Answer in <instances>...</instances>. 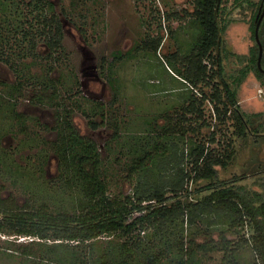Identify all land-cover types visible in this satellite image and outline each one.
Returning <instances> with one entry per match:
<instances>
[{
    "label": "rangeland",
    "instance_id": "374dc122",
    "mask_svg": "<svg viewBox=\"0 0 264 264\" xmlns=\"http://www.w3.org/2000/svg\"><path fill=\"white\" fill-rule=\"evenodd\" d=\"M49 1L64 30V49L55 56H48L39 22L43 13H52L49 6L43 11L31 0H0L1 218L20 212L74 215L83 209L87 197L81 185L70 187L61 177L55 150L60 132L70 130L67 123L100 148L102 177L118 204L136 200L134 192L143 178L139 168L131 172V163L142 158L146 148L149 168L169 180L179 176L180 168L192 172L189 152L199 143L228 161L218 167L220 180L264 197V135L236 134L233 113L218 117L210 97L202 104V116L184 110L192 98L199 102L202 93L210 96L220 84L216 77L210 85L195 88L169 65L172 55H187L194 44L198 30L191 14L193 0ZM228 10L234 20L223 34L224 46L249 55L256 44L250 9L229 0ZM31 37L38 42L36 48ZM160 37L155 50L151 40ZM241 65L234 55L225 58L228 75ZM238 97L245 112H264V83L254 71L243 80ZM202 183L207 181L186 178L184 193L190 200L198 197L194 191ZM191 215L186 212L130 236L104 234L80 244L16 233L4 225L0 264H80L81 259L83 264H112L126 246L133 254L128 259L135 263L166 248L165 264H174L176 249L167 247L173 240L188 245L192 237L209 247L228 240L227 248L198 251L202 264H227L231 254L242 263L256 258L243 241L250 235L247 229H230L218 213L198 215L195 221L189 220ZM132 242L140 246L132 247Z\"/></svg>",
    "mask_w": 264,
    "mask_h": 264
},
{
    "label": "trees",
    "instance_id": "16d2710c",
    "mask_svg": "<svg viewBox=\"0 0 264 264\" xmlns=\"http://www.w3.org/2000/svg\"><path fill=\"white\" fill-rule=\"evenodd\" d=\"M31 2L40 10L45 11L48 6L52 10L49 15L43 13L39 22L42 24L40 30L45 44L50 49L48 56H53L52 54L55 56L57 55L55 53L64 49L62 22L53 10L54 5L51 1L31 0ZM234 2L238 6L246 5L250 9V27L256 40L255 29L261 1L257 3L253 0H234ZM193 3L194 10L191 14L198 30L194 44L187 55H172L169 65L195 88L201 83L210 85L216 77L220 78V84L210 96L202 93L201 101L197 102L196 98H192L184 110L191 113L199 111L202 116V104L210 97L214 101V110L218 117L221 118L222 114L226 115L228 111L233 113L236 134L242 137L264 135V112H245L240 106L238 97L239 88L250 71H254L264 83V16L259 28L263 45L261 69L258 65L260 47L257 40L249 55L234 53L224 46L223 34L234 20L230 11H227L229 0H193ZM25 35L28 37L27 33ZM161 40V37L157 41L151 40L155 50L158 49ZM30 41L31 47L36 48L38 42L35 38L31 37ZM230 55H234L242 65L236 73L228 75L225 58ZM2 58L0 56V59ZM181 117L185 119V112ZM92 123L95 128L99 125L97 121ZM65 126L70 129L69 132H60L58 144L56 143L55 146L59 155L60 174L65 178L68 186L81 185L88 201L83 205L84 207L81 206L83 209L80 213L74 215L65 213L30 215L20 212L10 217H0V232L4 225H7L9 230L16 233L32 235L40 239L53 237L54 240L77 241V244H80L104 234L130 236L136 230L141 232L175 221L186 212L192 214L190 221H195L198 215L214 212L226 219L230 229L238 232L247 229L250 235L245 236L243 241L249 243L256 254V258L251 263H242L235 254H231L226 263L264 264V197L258 191L250 194L241 190V187L220 180L218 167L227 166L228 161L221 155H214L213 150L209 149L206 143H199L189 152L192 157V172L185 173L184 169L180 168L179 176L169 180L162 173L158 174L157 171L149 168L146 162L149 151L146 148L143 157L131 163V172L139 168L138 174L143 178L134 192L136 200L130 201L131 205L118 204L108 194V183L102 177L104 162L96 142L81 136L70 123ZM165 130L168 132L169 127ZM211 140H215L214 132ZM231 156L229 154L228 159H232ZM186 178L207 181L195 188L194 192L198 197L193 199L194 201L189 199L188 193H184L188 190V187H185ZM237 178L239 177H235L234 180ZM168 191L172 195H168ZM205 191L207 193L203 194ZM217 242L214 241L209 247L208 243H201L192 237L188 245L184 240H173L167 248L176 249L175 253L178 256L174 259V264H202L198 258V251L228 247V240L222 245H217ZM136 245L140 246L139 243L132 242V247ZM126 247L128 249L112 264H165L169 253L166 248L160 249L146 254L139 263H135L128 259L133 255L130 251L131 247ZM83 261L84 259H81L80 264H83Z\"/></svg>",
    "mask_w": 264,
    "mask_h": 264
},
{
    "label": "water",
    "instance_id": "95a60500",
    "mask_svg": "<svg viewBox=\"0 0 264 264\" xmlns=\"http://www.w3.org/2000/svg\"><path fill=\"white\" fill-rule=\"evenodd\" d=\"M263 16H264V12H260V14L257 15V25H256V29H255V37H256V40H257L259 47H260V52H259V57H258V65L261 69H262L261 60H262V56H263V45H262V42H261L260 36H259V28H260V24H261Z\"/></svg>",
    "mask_w": 264,
    "mask_h": 264
},
{
    "label": "flooded vegetation",
    "instance_id": "af4514ba",
    "mask_svg": "<svg viewBox=\"0 0 264 264\" xmlns=\"http://www.w3.org/2000/svg\"><path fill=\"white\" fill-rule=\"evenodd\" d=\"M260 12H264V0H261L260 2L258 14H260Z\"/></svg>",
    "mask_w": 264,
    "mask_h": 264
}]
</instances>
